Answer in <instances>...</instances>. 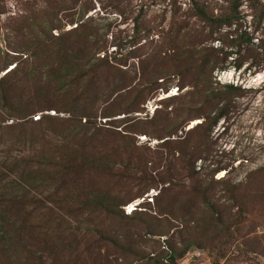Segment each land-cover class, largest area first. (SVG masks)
<instances>
[{
  "label": "trees",
  "instance_id": "1",
  "mask_svg": "<svg viewBox=\"0 0 264 264\" xmlns=\"http://www.w3.org/2000/svg\"><path fill=\"white\" fill-rule=\"evenodd\" d=\"M43 1L45 5L35 9L34 2L19 0L25 13L11 25L16 41L8 48L17 59L24 58L0 78V131L12 134L15 127L22 128L12 144L28 150L21 158L12 157L6 173L0 170V264H44V250L39 247L34 233L38 234V239L42 233L45 235L41 231L45 227L43 213L48 210L50 222L55 225L66 216L76 219L77 223L83 222V212L89 210L97 220L94 231L99 241L105 247H113V252L124 259L137 252L134 246L144 236L165 235L164 247L159 253L146 256L144 264H176L186 251L200 248L202 244L198 241L206 235L201 231L200 222L206 215L210 219L207 225L215 228L209 239L212 245L217 247L224 242L221 237L233 242L235 231L243 243L255 245L257 236H246L256 224H248L243 230L238 227L244 220L242 211L232 210L243 202L241 196L244 195L236 190L238 185L227 179H214L213 174L220 168L202 176L194 170L195 160L206 150L211 126L226 110L222 105L217 108L218 103L229 102L231 92L236 90L232 85H225L224 92L209 87L211 72L216 67L225 68L224 63L231 54V49L226 48L252 50L248 45L253 43L245 31L235 37L229 33L213 36L217 29L230 26L232 19L238 18L241 1L224 0L226 6L215 14L208 2L193 0L182 23L170 35L173 41L162 49H155L138 67L131 69L126 67L122 55L107 54L94 19L84 18L91 9L90 0L82 2L76 18L74 4L78 0L73 5L58 8V0ZM66 9L71 13L58 17L57 13ZM192 17L204 22V27L198 30L193 25L187 26ZM63 19L75 23V27L62 31ZM172 20L173 26L175 17ZM54 29L60 33L53 35ZM213 40H221L223 46L213 47L210 45ZM136 50L130 49L128 54L138 56ZM101 52L105 53L100 55ZM249 54L238 60L237 68L252 56ZM175 78L179 87L189 86L190 89L182 96L168 99H178L174 120L168 119L166 112L146 122L136 119L126 127L129 132L148 133L163 139L161 146L169 155L165 164L159 163L163 154L155 157L142 154L134 158V162L131 159L125 164L122 162V170V167L114 168L117 162L109 161L107 156L89 158L86 155L87 144H105L102 139L105 130L96 121L99 111L102 117L138 112L151 94L166 91ZM200 86H206L204 94L208 98L206 105L203 104L207 108L203 113L199 107L190 109L198 105H195L196 100L186 99L188 93L203 92ZM184 97L190 105L188 108L182 100ZM51 110L53 114L45 112ZM38 112L41 114L34 119ZM190 112L192 118L183 119V114ZM11 118L14 123L1 124ZM199 118L204 119L187 128V132H197L193 144L173 148L172 144H180L181 139H170V136ZM120 135L125 140L129 138L127 134ZM152 158L157 162L155 165ZM150 164L154 167H150L149 172ZM254 171L247 174L248 184L255 172L264 174V167ZM97 172L119 179L140 180L139 185L144 188L137 196L157 184L160 188L153 198L154 209L149 207L125 214L122 206L136 196L125 199L112 189L103 188ZM88 176L100 181L95 182L93 177L87 180ZM232 242L229 245L234 244ZM248 249L256 250L253 246Z\"/></svg>",
  "mask_w": 264,
  "mask_h": 264
},
{
  "label": "rangeland",
  "instance_id": "2",
  "mask_svg": "<svg viewBox=\"0 0 264 264\" xmlns=\"http://www.w3.org/2000/svg\"><path fill=\"white\" fill-rule=\"evenodd\" d=\"M35 9H40L45 5L43 0H30ZM75 0H58L59 5H73ZM78 0L75 5V18L81 10L82 2ZM91 9L85 14L84 18L92 17L94 24L99 28L103 44L106 47L105 51L111 56H123L126 60V67L133 68L139 65L141 60L148 57L149 53L155 49H162L173 40L170 38L173 30L180 26L185 17V13L192 6L193 0H90ZM210 4L214 8V13L217 14L226 5L224 0H195ZM241 4L238 7V18L232 19L231 25H223L214 33V37L222 33H229L231 37H235L240 32L245 31L247 36L251 38V43L248 47L251 51H246L244 48L231 46V54L227 56L226 66L224 69L214 68L211 72L209 87L216 91L224 92L227 90L225 85H232L236 88L231 92L230 101L222 100L218 103V107L222 105L225 111L222 116L217 119L216 123L211 126L210 133L207 139L205 151L194 162V170L202 174H208L214 169H217L213 174L214 179H227L232 184H237L236 189L241 194L243 201L240 207L234 206L233 212L242 211L243 222L238 224V227H244L248 224L255 225L253 231H250L246 238L257 236V243L251 245L243 243L242 237L234 233L236 238L233 242L228 238L221 237L224 241L217 247L210 243L211 231H213L208 220V216L202 217L200 226L201 231L205 232L200 248H191L185 254L176 260V264H264V174L255 172L264 167V0H256L250 3V0H240ZM56 10V9H55ZM73 10V9H72ZM25 10L20 5L19 0H0V78L8 72L16 63L24 58L19 56L17 59L13 52L8 48L9 45L15 43L16 39L13 36L11 25L18 17L23 15ZM71 10H60L58 17H64ZM175 17V25L172 26V18ZM260 18L261 21H260ZM185 21H187L185 19ZM260 21V22H259ZM65 22L62 31L70 30L75 27V23ZM178 22V24H177ZM193 25V28L200 30L204 27V22L199 21L196 17L188 20L187 26ZM60 33V30L54 29L53 35ZM174 43V42H173ZM210 45L213 47H222L221 40H213ZM244 45V44H243ZM137 49L135 53L138 56L131 57L128 52L130 49ZM105 52H101L103 55ZM250 53V54H249ZM252 55L240 65L236 67L238 60L245 56ZM13 57V58H11ZM152 61V60H151ZM8 63V64H7ZM7 65V66H5ZM232 71L230 77L223 76L225 71ZM261 73L260 81L256 80V75ZM177 78L169 85V88L159 90L155 94H151L147 100L140 106L138 112L130 114H114L110 117H102L99 111L97 123L103 130L102 139L104 145L87 144L85 146L86 155L91 158L107 156L109 161L113 160L116 163L114 168L122 167L130 159L134 162V158L142 154H147L149 157H155L163 154V159L160 165L165 164L166 158H169L166 149L161 146L162 140L156 136H151L141 132L126 131L128 123L141 119H152L155 115L168 113V119L174 120V108L178 106V99L168 100L177 95H184L190 89L189 86L179 87ZM208 86V85H207ZM203 86L200 89L203 92L187 95L188 101L196 100L194 107L201 108L202 113L207 110L203 106L206 105L208 98L204 94ZM206 98V99H205ZM185 97L184 101H186ZM189 104L185 103L186 108ZM172 110V113H170ZM217 109L211 112V116ZM186 111V110H185ZM51 114L54 111H45ZM41 113H36L34 119L38 118ZM63 115V114H61ZM193 113L183 114V119L192 118ZM135 117V119H134ZM129 119H133L129 121ZM204 118L189 121L187 126L179 129L176 133L170 136V139L178 140L180 144H172L173 148L188 147L186 145L193 144L195 133L187 132V128L202 121ZM13 119H6L2 125L14 123ZM140 125V124H139ZM138 125V127H139ZM133 127V126H132ZM138 129V128H137ZM12 134L7 131H0V170L7 171V165L12 157L21 158L26 155L28 150L25 146H13L18 133H21L22 128L15 127ZM9 131V130H8ZM119 132V133H118ZM121 134H127V140L121 137ZM175 142V141H173ZM178 152L174 154L176 157ZM162 157V156H161ZM153 159V158H152ZM154 165L157 163L154 159ZM123 162V163H122ZM123 164V165H124ZM120 165V166H119ZM154 165L150 164L148 171ZM151 167V168H150ZM124 167H122V170ZM119 172L118 169H113ZM255 170V171H254ZM255 172L252 177V182L247 183L249 172ZM123 172V171H121ZM98 173V172H97ZM153 173V172H152ZM107 173H98L103 181V188H110L112 192L118 193L125 199L136 196L132 202L125 203L122 206L125 214H130L135 210H145L149 207L154 209V196L158 193L160 186L149 187L146 192L140 196V190L143 186L139 185L140 180H131L128 178L119 179L113 176L106 175ZM139 176V173L137 174ZM94 176H88L87 180ZM206 181L209 180L208 175ZM95 182L100 179L95 178ZM190 181L187 182L189 186ZM144 185V184H143ZM246 185V186H245ZM218 186V184H217ZM220 187V186H218ZM219 192L214 195L218 196ZM134 203L130 208L129 204ZM150 203V205L148 204ZM46 205L47 202H45ZM9 207V203L6 207ZM131 209V211H130ZM259 209V212H256ZM48 210L44 209L43 211ZM153 212V211H152ZM84 220L77 223L76 219L66 216L60 221L59 225L50 222L49 210L44 212V229L38 239V234L31 231V234L36 237L40 243L39 247L44 250V264H144L146 256L159 253L164 247L163 240L165 235H146L135 244L136 253H130L127 259L122 255L115 254L113 247L104 246L99 241L98 234L94 231L96 219L89 211L85 210ZM262 214V216H261ZM30 219L33 217L29 216ZM255 222V223H254ZM107 226L109 222L107 221ZM237 227V226H236ZM235 227V228H236ZM114 228H118L115 225ZM161 230V229H160ZM240 230V229H239ZM241 231V230H240ZM242 233V232H240ZM158 239V240H157ZM232 242L234 244L229 245ZM179 245V244H178ZM249 246L255 247L256 250L248 249ZM117 258L114 259V258ZM141 259L136 260L137 258ZM109 260V262H108Z\"/></svg>",
  "mask_w": 264,
  "mask_h": 264
},
{
  "label": "bare ground",
  "instance_id": "3",
  "mask_svg": "<svg viewBox=\"0 0 264 264\" xmlns=\"http://www.w3.org/2000/svg\"><path fill=\"white\" fill-rule=\"evenodd\" d=\"M231 75H232V71H231V70H230V71H225V72L223 73V76H225V77H230ZM255 77H256V80L260 81V79L262 78V74L259 73V74H257ZM131 202H132V201H131ZM132 205H134V203L129 204L128 208H130ZM130 211H131V209H130Z\"/></svg>",
  "mask_w": 264,
  "mask_h": 264
}]
</instances>
